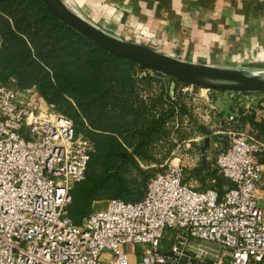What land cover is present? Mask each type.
<instances>
[{
	"label": "built area",
	"instance_id": "1",
	"mask_svg": "<svg viewBox=\"0 0 264 264\" xmlns=\"http://www.w3.org/2000/svg\"><path fill=\"white\" fill-rule=\"evenodd\" d=\"M146 76L157 75L136 74ZM28 90L0 81V264H130L120 249L128 243L143 248L139 264H264V192L257 183L264 144L255 135L232 132L216 154L219 177L232 184L223 193L184 183V166L171 155L155 166L142 200L110 199L75 224L71 191L85 178L93 142ZM176 92L239 94L192 85ZM179 112L177 105L175 119Z\"/></svg>",
	"mask_w": 264,
	"mask_h": 264
},
{
	"label": "trees",
	"instance_id": "2",
	"mask_svg": "<svg viewBox=\"0 0 264 264\" xmlns=\"http://www.w3.org/2000/svg\"><path fill=\"white\" fill-rule=\"evenodd\" d=\"M142 70L147 68L110 54L64 24L41 0H0V81L35 87L48 105L73 120L76 134L93 142L85 178L71 191L68 214L75 224L94 201L132 202L142 194L125 176L128 166L137 174L134 182H147L150 177L134 156L149 162L175 106L180 105L179 115L186 112L181 92L171 96L163 85L155 90L153 83L165 79L156 72L139 79ZM143 91L150 95L143 97ZM257 129L264 134V124ZM260 155L264 161V152Z\"/></svg>",
	"mask_w": 264,
	"mask_h": 264
},
{
	"label": "crops",
	"instance_id": "3",
	"mask_svg": "<svg viewBox=\"0 0 264 264\" xmlns=\"http://www.w3.org/2000/svg\"><path fill=\"white\" fill-rule=\"evenodd\" d=\"M63 1L80 17L105 32L148 46L176 59L246 71L248 70L243 66L264 68V0ZM180 83L177 80H168L164 87L174 96L183 87ZM27 93L32 101H43L35 87L30 88ZM206 98L207 110L213 116L209 119L216 130L225 135L247 132L264 143V134L255 131L264 124V93L231 97L228 93L221 92ZM164 108H169V105L165 104ZM174 118L175 116L172 117ZM201 131L205 139L206 134L202 129ZM216 134L219 139L210 142L211 146L205 152L206 158L201 157L195 164L198 166L194 167L193 172L199 182H193L196 183L195 187L192 182L184 183L195 189L212 188L223 193L232 184L223 180L226 185L221 186L222 179L213 161L216 154L225 150L228 145L223 143L224 135ZM203 141L199 150L201 156ZM261 158L259 155L258 160L263 164L264 170V161ZM159 164L157 160L151 159L140 164V167L150 169ZM202 173L206 174V179ZM147 182H132V186H139L142 190V194L135 195L137 198L132 202L144 198ZM257 183L259 191L264 192V171ZM110 199L117 198L105 197L94 201L92 210L105 209Z\"/></svg>",
	"mask_w": 264,
	"mask_h": 264
},
{
	"label": "water",
	"instance_id": "4",
	"mask_svg": "<svg viewBox=\"0 0 264 264\" xmlns=\"http://www.w3.org/2000/svg\"><path fill=\"white\" fill-rule=\"evenodd\" d=\"M47 9L64 24L73 28L86 39L98 44L110 54L130 59L162 76L187 83L197 88L227 90L235 93H264V70L249 72L243 69L214 67L188 62L152 48L117 38L91 24L71 10L63 0H41ZM206 137L202 154L211 146L212 140L219 138L205 127L200 126Z\"/></svg>",
	"mask_w": 264,
	"mask_h": 264
},
{
	"label": "rangeland",
	"instance_id": "5",
	"mask_svg": "<svg viewBox=\"0 0 264 264\" xmlns=\"http://www.w3.org/2000/svg\"><path fill=\"white\" fill-rule=\"evenodd\" d=\"M243 68L247 69L249 72L262 71V69H264H255L256 67H252L250 65L243 66ZM167 81L168 79L161 80V82L156 81L152 86L155 90L158 87L160 89L162 85L163 87L164 84L166 85ZM180 84H182V82ZM144 87L146 88L145 85ZM141 94L143 95V92H141ZM185 100L190 106L189 109L186 107L187 109L185 114L179 115L176 119L174 118L168 120V124L166 125L167 127L165 129V139H157V141L152 145L150 154L152 156V160L155 159L160 164H162L167 159V157L171 155L172 158H178L180 160V163L184 166V181L193 183L199 182L193 170L194 167L196 168V166H198L195 164L198 161L197 157L200 156L198 147L202 145V141L199 138L204 137L200 126H204L205 128L210 129L214 135L219 132V130H216L215 127L211 125L212 122H210L209 118H212L213 116L211 115V113H207V101L205 92H202V95L199 96L187 97L185 98ZM179 113L181 114V112ZM255 131L256 133L258 132L257 129H255ZM216 135H224L225 141L223 143L225 146L228 145L229 135H225L223 133H218ZM128 153L134 154L133 149L129 148ZM134 158L135 160H137L139 166L143 163L139 156H134ZM143 170L147 171L149 177H151L155 172L158 171V167H151L150 169ZM202 174L204 175L205 173ZM125 176L130 182L135 181L137 174L135 173L133 165L128 166ZM206 178L207 177L205 176V179ZM221 184L222 187L226 185L224 181H222ZM192 186L195 187L196 183H193ZM120 249L126 251L130 264H139L140 262H142V247H139L133 243H128L126 245H121Z\"/></svg>",
	"mask_w": 264,
	"mask_h": 264
}]
</instances>
